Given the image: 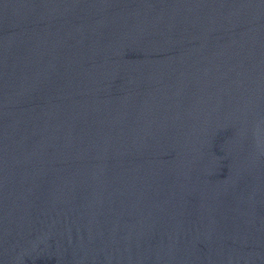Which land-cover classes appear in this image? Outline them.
I'll use <instances>...</instances> for the list:
<instances>
[{"label": "water", "instance_id": "1", "mask_svg": "<svg viewBox=\"0 0 264 264\" xmlns=\"http://www.w3.org/2000/svg\"><path fill=\"white\" fill-rule=\"evenodd\" d=\"M0 264H264V0H0Z\"/></svg>", "mask_w": 264, "mask_h": 264}]
</instances>
